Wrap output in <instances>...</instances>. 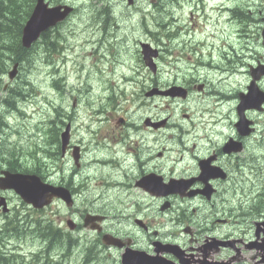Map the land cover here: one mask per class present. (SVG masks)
Segmentation results:
<instances>
[{"label":"rangeland","instance_id":"obj_1","mask_svg":"<svg viewBox=\"0 0 264 264\" xmlns=\"http://www.w3.org/2000/svg\"><path fill=\"white\" fill-rule=\"evenodd\" d=\"M75 2L78 3V6L80 7L79 10L77 11V14L78 16L82 15V19L83 21H79V20H76L75 23L78 25V32H75V37L77 39H75L74 37L70 38V36L68 35V30L70 29V25L68 27H65L63 28V32L66 36V43H70L71 41L74 42L75 40H79L82 41L81 39H85L87 37V34H88V30H86V25L88 23V15H89V12H85L84 10H82V8L85 6V5H88L89 2H91L92 0H74ZM100 5H101V1L98 0L97 2H95V6L92 7L93 11L97 9H100ZM169 6H162V7H155L151 4H149L148 0H145L143 5L141 7H138V15L135 16L134 18L135 19H138V17L140 16H145V14H150L149 16H147L146 18H151L152 20H158L159 22L162 20V21H165L166 17L164 15V12L168 9ZM117 10L119 12H122V13H127V14H130V13H135L132 9L130 8H126L123 7V6H116ZM185 9H186V6L183 5L179 8V11H180V14H181V17H184V13H185ZM132 19H127V25H128V29H127V34L129 36V42L132 46H137L138 44V41L140 39H146V38H149L147 34H145L142 30L141 31H135V32H129V29H131V23H132ZM148 23V22H147ZM151 25V23H150ZM152 27V26H151ZM80 29V30H79ZM89 36V35H88ZM87 40L90 41V39L87 38ZM167 40V38H166ZM159 41H161L162 44H164L165 46L168 45L165 44V38H162V37H159ZM87 44V43H86ZM111 44V41L108 42L104 47H102L100 49V52L103 53V55L105 56V59H106V62L109 63V62H112L117 56L116 54V49L114 48H110L108 49V46ZM77 49L76 51L74 52H69V50H66V56H70V58L68 60H71V59H78L77 57H72V55H74L75 53H78L81 57L82 60L84 59H89L88 57V50L90 49V45H84L82 46L81 48H79L78 46H76ZM166 49V48H165ZM174 48H171V52H174ZM100 53V54H101ZM93 55H96V53H94ZM91 55V56H93ZM198 58L200 57L199 55L197 56ZM163 60L165 63H170L169 60V54L168 53H164V57H163ZM71 62V61H69ZM192 63V59H189L188 61L186 59H184L182 62L181 61H173L172 62V65L173 66H176V70L178 72H182L183 70H185L186 68V65L188 64H191ZM39 73V68H36L34 69V71H32V74H31V77L32 78H39V76H37ZM37 76V77H36ZM89 103L91 102H87L85 101L84 104L87 105V107H89ZM11 135V134H10ZM10 140L13 141L14 138L13 136H10ZM109 199L108 196H103L102 197V200L101 202H99V204H102L104 207V211L103 212H107L110 217H114L117 213V211L119 209H122V204L119 203L118 201H116L115 203H111L109 201H107ZM14 202L13 204V207L15 209L14 213L17 212L19 210V207L20 205H18L16 207V202H17V199H14L12 200ZM107 201V202H106ZM105 202V204H103ZM21 213L23 215H26V219L28 220H31V218H35L36 220H40L41 217L44 218V215H43V212L41 213H34V212H31V211H28L24 208H21ZM51 212L50 211H47V214H50ZM65 216V212L64 211H59L55 214L54 216V220H55V223L58 225H63L62 223V219L64 218ZM35 220V221H36ZM33 221V220H32ZM109 222H113L115 223V226L116 227H122L123 226V223L122 222H119L118 219L116 218H113L111 219L110 221H108L107 223ZM0 224H2V221L0 222ZM80 233V232H79ZM36 238H34L32 235H27L25 237H22L21 239H12L11 242H14L15 244H21V245H26V247H24V251H28L30 249H34L33 251H37L38 249L41 248V246H38L36 242ZM78 252L79 251H73L72 253H70L68 256L65 255L63 257V264H84V262L82 261L83 259V256H79L78 255ZM53 254V252H52ZM113 256L116 254L113 252L112 254ZM54 259V258H53ZM108 262L107 259H102V260H96L93 264H106Z\"/></svg>","mask_w":264,"mask_h":264},{"label":"water","instance_id":"obj_2","mask_svg":"<svg viewBox=\"0 0 264 264\" xmlns=\"http://www.w3.org/2000/svg\"><path fill=\"white\" fill-rule=\"evenodd\" d=\"M60 16V12L57 8L47 10L42 5L38 4L32 14L31 20L23 29L22 43L28 46L30 42L37 37L42 28L51 24L56 19L60 18ZM10 180L25 200L32 202L35 206L41 204L42 195L40 193V185L37 178L34 176L12 175L9 181Z\"/></svg>","mask_w":264,"mask_h":264},{"label":"flooded vegetation","instance_id":"obj_3","mask_svg":"<svg viewBox=\"0 0 264 264\" xmlns=\"http://www.w3.org/2000/svg\"><path fill=\"white\" fill-rule=\"evenodd\" d=\"M145 138L146 137L143 136L142 134L138 135L139 142H142V143L146 142ZM150 142H151V145L147 146L146 150L149 154H152V152L155 149H158V144L155 140H151ZM216 152L219 156L222 155L220 150H217ZM225 165L227 164L225 163ZM139 174H141L139 176L141 177L145 174V172L142 171V172H139ZM243 229L245 230L243 235L249 237L248 241L257 242V244L255 243L256 246L254 245L255 247L250 249L251 253L246 258H243L242 256H241L242 258L240 256L237 258L235 257V255H232L233 254L232 251H228L226 254L222 256L214 257L215 259H224L232 255L231 257L232 258L235 257V260H236L235 262H233V264H259L261 253L264 254V227H261L260 225L259 227H256L255 223L250 222V223H244Z\"/></svg>","mask_w":264,"mask_h":264},{"label":"trees","instance_id":"obj_4","mask_svg":"<svg viewBox=\"0 0 264 264\" xmlns=\"http://www.w3.org/2000/svg\"><path fill=\"white\" fill-rule=\"evenodd\" d=\"M3 0H0V16H2V15H4L5 14V12H4V10H3V8H8V7H3V2H2ZM21 1H23V0H8V2L9 3H11L12 5H14L15 7H20L22 4V2ZM10 8L11 7H9L8 8V10H10ZM5 9V10H6ZM22 10V8H20V9H18V12L17 13H19L20 11ZM13 12V11H12ZM5 18V17H4ZM13 23V22H12Z\"/></svg>","mask_w":264,"mask_h":264},{"label":"bare ground","instance_id":"obj_5","mask_svg":"<svg viewBox=\"0 0 264 264\" xmlns=\"http://www.w3.org/2000/svg\"><path fill=\"white\" fill-rule=\"evenodd\" d=\"M146 15V14H145Z\"/></svg>","mask_w":264,"mask_h":264}]
</instances>
